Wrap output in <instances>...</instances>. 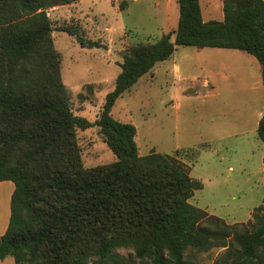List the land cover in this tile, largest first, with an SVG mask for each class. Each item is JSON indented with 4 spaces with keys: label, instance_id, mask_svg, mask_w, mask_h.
<instances>
[{
    "label": "trees",
    "instance_id": "obj_1",
    "mask_svg": "<svg viewBox=\"0 0 264 264\" xmlns=\"http://www.w3.org/2000/svg\"><path fill=\"white\" fill-rule=\"evenodd\" d=\"M78 1L0 0V182L14 185L0 260L199 264L198 254L223 249L213 264H264L263 206L246 223L227 224L191 205L201 183L174 157L141 156L135 127L111 116L117 99L177 47L244 52L260 64L264 88V1L223 0L222 20L204 22L199 0H176V30L124 50L93 123L72 113L46 12ZM59 31L81 48L100 47L73 28ZM94 126L117 160L86 169L76 131ZM256 134L264 144V111Z\"/></svg>",
    "mask_w": 264,
    "mask_h": 264
},
{
    "label": "rangeland",
    "instance_id": "obj_2",
    "mask_svg": "<svg viewBox=\"0 0 264 264\" xmlns=\"http://www.w3.org/2000/svg\"><path fill=\"white\" fill-rule=\"evenodd\" d=\"M170 1L167 8L166 0H79L46 11L75 116L91 123L98 118L126 48L176 30L178 6ZM218 2L199 0L205 22L220 20ZM61 27L73 28L100 47L81 48ZM263 111L261 66L254 57L236 50L177 47L117 99L111 116L135 127L141 156L174 157L201 183L191 205L234 224L246 223L256 207H264V144L256 134ZM76 139L84 168L117 160L96 126L78 129ZM117 252L125 256L132 250ZM222 252L212 249L196 261L213 264Z\"/></svg>",
    "mask_w": 264,
    "mask_h": 264
},
{
    "label": "crops",
    "instance_id": "obj_3",
    "mask_svg": "<svg viewBox=\"0 0 264 264\" xmlns=\"http://www.w3.org/2000/svg\"><path fill=\"white\" fill-rule=\"evenodd\" d=\"M166 3H168L167 8H169L171 1L166 0ZM222 3L223 0H219L218 9H219L220 20H222L223 18ZM156 6L160 7L161 5L160 3H156ZM261 116L262 113L258 114L256 126ZM13 189H14V185L12 182L10 181L0 182V236L4 234L8 226L9 217H10V199ZM0 264H14V260L11 257H7L4 260H0Z\"/></svg>",
    "mask_w": 264,
    "mask_h": 264
}]
</instances>
